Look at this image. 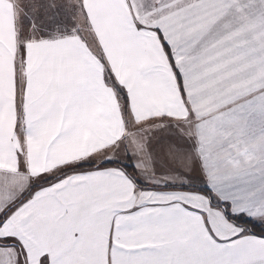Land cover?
<instances>
[{
	"label": "snow or ice",
	"instance_id": "obj_1",
	"mask_svg": "<svg viewBox=\"0 0 264 264\" xmlns=\"http://www.w3.org/2000/svg\"><path fill=\"white\" fill-rule=\"evenodd\" d=\"M0 264H264V0H0Z\"/></svg>",
	"mask_w": 264,
	"mask_h": 264
},
{
	"label": "trees",
	"instance_id": "obj_2",
	"mask_svg": "<svg viewBox=\"0 0 264 264\" xmlns=\"http://www.w3.org/2000/svg\"><path fill=\"white\" fill-rule=\"evenodd\" d=\"M257 230H259V229H257Z\"/></svg>",
	"mask_w": 264,
	"mask_h": 264
}]
</instances>
